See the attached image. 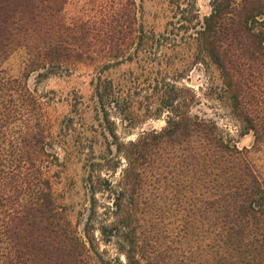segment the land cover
Segmentation results:
<instances>
[{"label": "trees", "instance_id": "trees-1", "mask_svg": "<svg viewBox=\"0 0 264 264\" xmlns=\"http://www.w3.org/2000/svg\"><path fill=\"white\" fill-rule=\"evenodd\" d=\"M135 9V0H0V264H264V177L246 150L158 69L145 104L134 82L104 77L160 48ZM197 25L240 134L264 143V0H211ZM17 50L25 77L92 68L96 127L76 125L74 106L55 134L46 103L3 69ZM162 117L160 130L118 136L117 122L128 134ZM96 136L105 142L98 154ZM74 155L87 198L80 224L55 194Z\"/></svg>", "mask_w": 264, "mask_h": 264}, {"label": "rangeland", "instance_id": "rangeland-1", "mask_svg": "<svg viewBox=\"0 0 264 264\" xmlns=\"http://www.w3.org/2000/svg\"><path fill=\"white\" fill-rule=\"evenodd\" d=\"M210 2L211 0H135L138 23L145 28L146 33H154L152 47L157 40L160 48L148 49L147 52L142 50L139 53L140 60H124L120 66L107 69L103 75L126 85H130L128 81L134 82L140 90L137 101L144 104L145 97L151 96V90L146 88V84L149 79H153L149 72L154 73V69L160 71L166 83L175 85L178 89L188 87L200 103L198 112L211 118L239 149L246 150L249 160L264 177V143L257 144L252 133L244 136L240 134L241 126L228 108L220 72L204 58L196 44L197 23L209 13ZM89 8L88 6L86 9ZM70 9L73 10V7ZM3 69L8 77L24 82L31 92L46 103L55 122V134L56 125L73 113L74 106L77 108L76 125L84 124L87 129L96 127L91 102L90 81L94 75L92 68L82 64H67L50 70L48 74L41 71L40 73L45 74L42 77L38 76L39 72L25 77V55L22 50H17L5 62ZM178 95L183 97L185 93L179 92ZM117 126L118 136L123 141H129L150 128L160 130L165 122L164 117L147 120L134 126L128 134L119 122ZM93 142L91 144L95 153L102 152L105 148L102 137L96 136ZM58 152L63 158V151ZM74 156L68 160L66 168L56 180L55 194L58 203L66 207L73 223L80 224L83 217L80 218L79 215L84 213L87 198L83 187L82 163ZM100 248L105 249L110 257L116 256L114 246L101 244Z\"/></svg>", "mask_w": 264, "mask_h": 264}]
</instances>
